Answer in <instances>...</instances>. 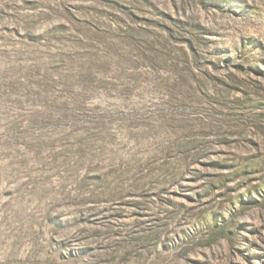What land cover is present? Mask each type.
<instances>
[{"label": "rangeland", "instance_id": "374dc122", "mask_svg": "<svg viewBox=\"0 0 264 264\" xmlns=\"http://www.w3.org/2000/svg\"><path fill=\"white\" fill-rule=\"evenodd\" d=\"M0 264H264V0H0Z\"/></svg>", "mask_w": 264, "mask_h": 264}, {"label": "trees", "instance_id": "16d2710c", "mask_svg": "<svg viewBox=\"0 0 264 264\" xmlns=\"http://www.w3.org/2000/svg\"><path fill=\"white\" fill-rule=\"evenodd\" d=\"M220 231H221V232H223V231H224V229H222V230H220ZM215 239H216V236H214V238H212V240H211V241H212V242H215V241H216Z\"/></svg>", "mask_w": 264, "mask_h": 264}]
</instances>
